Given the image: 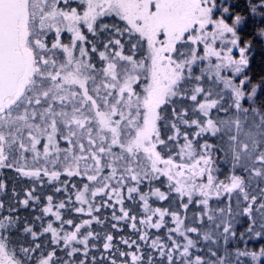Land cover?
Masks as SVG:
<instances>
[{
  "label": "snow or ice",
  "instance_id": "snow-or-ice-1",
  "mask_svg": "<svg viewBox=\"0 0 264 264\" xmlns=\"http://www.w3.org/2000/svg\"><path fill=\"white\" fill-rule=\"evenodd\" d=\"M0 170V264H264V0H0Z\"/></svg>",
  "mask_w": 264,
  "mask_h": 264
},
{
  "label": "trees",
  "instance_id": "trees-1",
  "mask_svg": "<svg viewBox=\"0 0 264 264\" xmlns=\"http://www.w3.org/2000/svg\"><path fill=\"white\" fill-rule=\"evenodd\" d=\"M69 35L67 33H64L62 36V40H64V42H67ZM61 145H63V147H65L64 143H61ZM0 173L3 174V178L5 179V182L8 183L9 185V189L13 186V184L15 186L19 187H30L32 184V181H30L28 178L22 177V176H18L16 175L14 172L10 171V170H0ZM45 181L47 180V178H44ZM62 179H64V177H62ZM37 191L38 194H43L44 196L52 194L53 192V187L52 185H45V186H40L39 184L37 185ZM2 195V194H0ZM57 199H63L64 196L63 194H57L56 195ZM129 207H131V205H128ZM25 215H27L28 213H24ZM103 215H108L110 216V210H103ZM93 228L96 231H104V227L102 225H93ZM120 235H124V236H128L130 235V229H128L127 227H125L124 231L122 233H120ZM135 238V237H132Z\"/></svg>",
  "mask_w": 264,
  "mask_h": 264
},
{
  "label": "rangeland",
  "instance_id": "rangeland-1",
  "mask_svg": "<svg viewBox=\"0 0 264 264\" xmlns=\"http://www.w3.org/2000/svg\"><path fill=\"white\" fill-rule=\"evenodd\" d=\"M69 36H70V34L69 33H67ZM61 143H63V142H61ZM61 147L63 148V145H61Z\"/></svg>",
  "mask_w": 264,
  "mask_h": 264
}]
</instances>
